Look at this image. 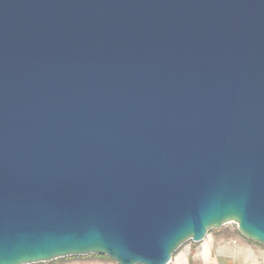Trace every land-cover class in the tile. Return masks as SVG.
Here are the masks:
<instances>
[{
  "label": "water",
  "instance_id": "obj_1",
  "mask_svg": "<svg viewBox=\"0 0 264 264\" xmlns=\"http://www.w3.org/2000/svg\"><path fill=\"white\" fill-rule=\"evenodd\" d=\"M264 245V0H0V264H168Z\"/></svg>",
  "mask_w": 264,
  "mask_h": 264
},
{
  "label": "crops",
  "instance_id": "obj_2",
  "mask_svg": "<svg viewBox=\"0 0 264 264\" xmlns=\"http://www.w3.org/2000/svg\"><path fill=\"white\" fill-rule=\"evenodd\" d=\"M223 262L225 264H264V251L250 245L240 235H227L222 228L208 232L202 241L193 246L182 247L175 255L173 264H221ZM71 264L98 263L83 261Z\"/></svg>",
  "mask_w": 264,
  "mask_h": 264
},
{
  "label": "rangeland",
  "instance_id": "obj_3",
  "mask_svg": "<svg viewBox=\"0 0 264 264\" xmlns=\"http://www.w3.org/2000/svg\"><path fill=\"white\" fill-rule=\"evenodd\" d=\"M224 229L225 233H227V235H234V236H241L245 241H247V243H249L250 245H254L260 249H262L264 251V245L253 241V240H249L246 237H244L238 230V227H236V225L234 223H226L224 225H222V227L218 228V229ZM216 229H211L208 232H214ZM194 244H197V242H192V241H185L182 245H180V247L172 254L171 258V262L169 264H173L174 260H175V255L180 251V249L182 247H185L187 245L193 246ZM87 262V263H95L97 262L98 264H118L117 262H115L113 259L108 258L105 255H101V254H87V255H81V256H67V257H62V258H56V259H52V261H48V262H38V263H31V264H67V263H81V262Z\"/></svg>",
  "mask_w": 264,
  "mask_h": 264
},
{
  "label": "built area",
  "instance_id": "obj_4",
  "mask_svg": "<svg viewBox=\"0 0 264 264\" xmlns=\"http://www.w3.org/2000/svg\"><path fill=\"white\" fill-rule=\"evenodd\" d=\"M171 260H172V259H171ZM170 262H171V261H170ZM170 262H169V263H170ZM169 263H168V264H169ZM221 264H225V263L223 262V263H221Z\"/></svg>",
  "mask_w": 264,
  "mask_h": 264
}]
</instances>
